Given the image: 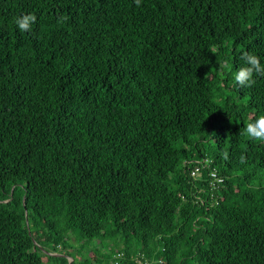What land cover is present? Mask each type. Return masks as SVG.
<instances>
[{"label": "trees", "instance_id": "obj_1", "mask_svg": "<svg viewBox=\"0 0 264 264\" xmlns=\"http://www.w3.org/2000/svg\"><path fill=\"white\" fill-rule=\"evenodd\" d=\"M250 51L264 0H0V264H264Z\"/></svg>", "mask_w": 264, "mask_h": 264}, {"label": "clouds", "instance_id": "obj_2", "mask_svg": "<svg viewBox=\"0 0 264 264\" xmlns=\"http://www.w3.org/2000/svg\"><path fill=\"white\" fill-rule=\"evenodd\" d=\"M36 19L33 13H24L16 18L15 23L21 32H26L31 30ZM242 55L244 63L235 71L233 79L240 89H245L256 83L257 76L264 75V62L256 52H245ZM244 134L249 139L264 142V115H259L247 123ZM226 157L227 154H225Z\"/></svg>", "mask_w": 264, "mask_h": 264}, {"label": "built area", "instance_id": "obj_3", "mask_svg": "<svg viewBox=\"0 0 264 264\" xmlns=\"http://www.w3.org/2000/svg\"><path fill=\"white\" fill-rule=\"evenodd\" d=\"M211 161L206 159L204 164L206 165H209ZM197 165L195 166V168L193 169L191 175L196 178V179H200L201 178V175H202V167H200V162H197L196 163ZM225 181V178L223 176H221L217 170H211L210 173H209V189H210V192L213 193L224 183ZM123 257V254L120 253V254H117V257L119 260ZM138 263L139 264H152L150 262H148L147 260L146 261H141V260H138ZM116 264H118V262L116 261Z\"/></svg>", "mask_w": 264, "mask_h": 264}, {"label": "rangeland", "instance_id": "obj_4", "mask_svg": "<svg viewBox=\"0 0 264 264\" xmlns=\"http://www.w3.org/2000/svg\"><path fill=\"white\" fill-rule=\"evenodd\" d=\"M70 243L73 245V249H71V251H74V249H77L80 246V243L77 241V239L74 236L71 237Z\"/></svg>", "mask_w": 264, "mask_h": 264}, {"label": "water", "instance_id": "obj_5", "mask_svg": "<svg viewBox=\"0 0 264 264\" xmlns=\"http://www.w3.org/2000/svg\"><path fill=\"white\" fill-rule=\"evenodd\" d=\"M69 260H70L69 264H71V263H72V261H73V259H72V258H70Z\"/></svg>", "mask_w": 264, "mask_h": 264}]
</instances>
